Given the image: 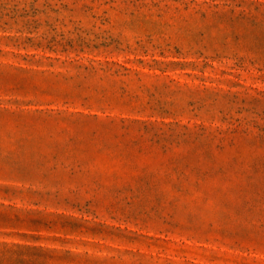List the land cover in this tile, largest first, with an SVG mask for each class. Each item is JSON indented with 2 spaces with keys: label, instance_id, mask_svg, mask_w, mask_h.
Here are the masks:
<instances>
[{
  "label": "rangeland",
  "instance_id": "1",
  "mask_svg": "<svg viewBox=\"0 0 264 264\" xmlns=\"http://www.w3.org/2000/svg\"><path fill=\"white\" fill-rule=\"evenodd\" d=\"M0 264H264V0H0Z\"/></svg>",
  "mask_w": 264,
  "mask_h": 264
}]
</instances>
